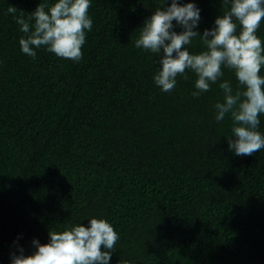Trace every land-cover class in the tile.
I'll return each mask as SVG.
<instances>
[{"label": "trees", "instance_id": "trees-1", "mask_svg": "<svg viewBox=\"0 0 264 264\" xmlns=\"http://www.w3.org/2000/svg\"><path fill=\"white\" fill-rule=\"evenodd\" d=\"M37 2L0 0V264L101 214L118 232L109 264H264V147H227L219 80L199 96L188 69L169 91L154 83L159 56L133 41L159 0H91L78 61L20 51L7 9L27 15ZM196 3L198 31L228 6ZM256 32L264 42V17ZM202 47L193 37L190 50Z\"/></svg>", "mask_w": 264, "mask_h": 264}, {"label": "clouds", "instance_id": "clouds-1", "mask_svg": "<svg viewBox=\"0 0 264 264\" xmlns=\"http://www.w3.org/2000/svg\"><path fill=\"white\" fill-rule=\"evenodd\" d=\"M90 2L38 0L27 15L8 8L22 33L18 37L20 51L35 57V50L43 45L57 56L78 61L85 30L92 25ZM225 3L228 6L214 17L212 26L198 31L200 7L196 0H159L139 25L133 44L159 56L152 80L161 91L174 87L178 73L186 78L185 69L195 74L192 96H199L219 80L222 92L212 105L214 119L230 117L227 147L237 155H246L264 147V131L258 128V114L264 113V72L260 71L264 67V42L256 32L264 17V0ZM197 35L203 47L190 50ZM225 67L233 70L235 88L229 79H219ZM86 217L87 224L80 218L60 230H49L44 242L33 237L30 252L25 253L18 245L7 264H109L118 232L102 214ZM116 264H136V260L121 257Z\"/></svg>", "mask_w": 264, "mask_h": 264}]
</instances>
